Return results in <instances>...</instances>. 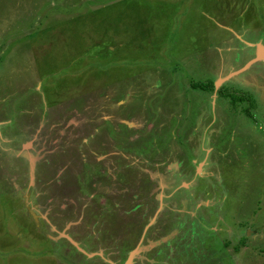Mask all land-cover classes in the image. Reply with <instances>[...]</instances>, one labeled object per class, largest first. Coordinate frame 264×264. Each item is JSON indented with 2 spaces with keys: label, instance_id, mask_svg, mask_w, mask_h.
I'll list each match as a JSON object with an SVG mask.
<instances>
[{
  "label": "rangeland",
  "instance_id": "obj_1",
  "mask_svg": "<svg viewBox=\"0 0 264 264\" xmlns=\"http://www.w3.org/2000/svg\"><path fill=\"white\" fill-rule=\"evenodd\" d=\"M262 43L264 0H0V264H264Z\"/></svg>",
  "mask_w": 264,
  "mask_h": 264
},
{
  "label": "crops",
  "instance_id": "obj_2",
  "mask_svg": "<svg viewBox=\"0 0 264 264\" xmlns=\"http://www.w3.org/2000/svg\"><path fill=\"white\" fill-rule=\"evenodd\" d=\"M258 48H261V49H264V43H262L260 46H257L256 45V47H255V49H254V60L252 61V62H254V61H264V59H262V58H259V59H257L256 58V55L258 54V51H259V49ZM251 52V54H252V51H250ZM251 62V61H250ZM234 75V74H233Z\"/></svg>",
  "mask_w": 264,
  "mask_h": 264
},
{
  "label": "water",
  "instance_id": "obj_3",
  "mask_svg": "<svg viewBox=\"0 0 264 264\" xmlns=\"http://www.w3.org/2000/svg\"><path fill=\"white\" fill-rule=\"evenodd\" d=\"M259 51H258V54L256 55V58L259 59V58H262L264 59V49H261V48H258ZM132 255V254H131ZM130 255V256H131Z\"/></svg>",
  "mask_w": 264,
  "mask_h": 264
},
{
  "label": "trees",
  "instance_id": "obj_4",
  "mask_svg": "<svg viewBox=\"0 0 264 264\" xmlns=\"http://www.w3.org/2000/svg\"><path fill=\"white\" fill-rule=\"evenodd\" d=\"M194 87H195V88H196V87L201 88L202 86L194 85Z\"/></svg>",
  "mask_w": 264,
  "mask_h": 264
}]
</instances>
